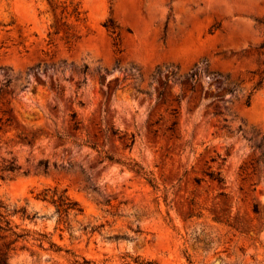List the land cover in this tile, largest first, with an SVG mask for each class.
Returning a JSON list of instances; mask_svg holds the SVG:
<instances>
[{
    "label": "rangeland",
    "instance_id": "obj_1",
    "mask_svg": "<svg viewBox=\"0 0 264 264\" xmlns=\"http://www.w3.org/2000/svg\"><path fill=\"white\" fill-rule=\"evenodd\" d=\"M263 44L264 0H0L6 264H264Z\"/></svg>",
    "mask_w": 264,
    "mask_h": 264
},
{
    "label": "trees",
    "instance_id": "obj_2",
    "mask_svg": "<svg viewBox=\"0 0 264 264\" xmlns=\"http://www.w3.org/2000/svg\"><path fill=\"white\" fill-rule=\"evenodd\" d=\"M68 6H72L71 14L78 17V15L80 14V12L78 11V7L76 5H73L71 2L67 4L66 1H63L60 5H56L52 7V10L54 11L58 7H61V12L63 13L68 8ZM218 26H219L218 24L213 26L211 29V33H213V29H216ZM103 27L110 33V35H114L112 39L115 43L116 39L118 38V33H116V25H114V22L112 21V19L107 18L103 23ZM84 72H85V69H84ZM262 85H264V67L261 71L259 80L254 86V89H258L262 87ZM248 104H249V101L246 100V105ZM219 114L220 112H215V115H219ZM105 157L110 161L114 160L113 157H110L108 155H106ZM17 169L18 167L15 165L14 161H9L8 163L4 164L3 167L1 168L2 171L4 170V171H9V172H13ZM135 170L138 173L139 172L142 173L140 167H136ZM142 174L145 175V173H142ZM210 177L213 180H216L218 182H222L223 180V177L221 176L220 172H217L216 174L211 173ZM145 179L151 185H153L152 184L153 179L151 177L146 176ZM37 198L40 199L41 201L48 202L54 205L55 213L58 217V223L61 221L62 222L66 221V218L69 215L77 216L78 214H82L83 212V209L78 205L76 201L72 200L69 197L65 189H58L56 187L55 188H43L42 191L38 194ZM17 213H20L22 217H26L29 219H33L35 217V214H33L32 216L27 214L26 209L23 207L12 211V214H17ZM10 216L12 215L8 209V206L0 200V239H3L5 237V235H3L2 233H6V232L14 236V238L11 241L3 243L2 247L0 248V264H6V261L8 258V251L10 249L12 250L14 249V247H11V245L15 243L18 240V238H21L23 236V234H18L16 233V231L13 230L12 225H11L12 219ZM78 264H93V263H89L88 261L83 260L82 263H78ZM133 264H157V263L153 261H143L142 259L137 257L134 259Z\"/></svg>",
    "mask_w": 264,
    "mask_h": 264
}]
</instances>
